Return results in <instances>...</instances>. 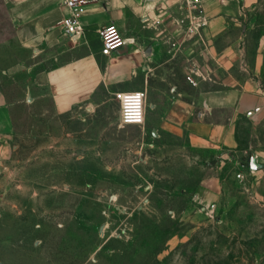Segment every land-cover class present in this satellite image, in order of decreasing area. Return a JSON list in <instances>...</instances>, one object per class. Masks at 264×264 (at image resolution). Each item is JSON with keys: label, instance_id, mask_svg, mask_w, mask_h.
<instances>
[{"label": "rangeland", "instance_id": "374dc122", "mask_svg": "<svg viewBox=\"0 0 264 264\" xmlns=\"http://www.w3.org/2000/svg\"><path fill=\"white\" fill-rule=\"evenodd\" d=\"M248 1L231 30L245 67L264 33V0ZM7 75L0 264H264V106L214 112L236 145L200 153L185 136L122 125L117 97L61 116L28 75Z\"/></svg>", "mask_w": 264, "mask_h": 264}, {"label": "crops", "instance_id": "0c3cea01", "mask_svg": "<svg viewBox=\"0 0 264 264\" xmlns=\"http://www.w3.org/2000/svg\"><path fill=\"white\" fill-rule=\"evenodd\" d=\"M0 5V74L24 72L58 115L97 97L144 91L147 130L185 136L192 149L207 153L236 145L234 123L214 119V112L250 115L264 106V33L247 67L231 33L241 0H202L199 10L184 0H87L84 33L73 40L63 35L64 0ZM196 16L205 25L199 35L188 34ZM110 23L131 41L104 56L98 30ZM69 41L82 54L69 58ZM12 105L0 84V141L13 134Z\"/></svg>", "mask_w": 264, "mask_h": 264}, {"label": "built area", "instance_id": "2783aa9c", "mask_svg": "<svg viewBox=\"0 0 264 264\" xmlns=\"http://www.w3.org/2000/svg\"><path fill=\"white\" fill-rule=\"evenodd\" d=\"M192 9L199 10L202 0H184ZM87 0H64V6L68 10L67 16L62 20L63 35L69 39H77L84 33L82 16ZM190 26L186 28L188 34L199 35L205 25V21L199 16L193 17ZM182 23V22H181ZM102 44L101 53L110 56L116 51L126 47L131 39L126 38L121 29L114 23L102 26L98 30ZM195 85L194 80H190ZM119 101V120L124 126H141L146 118V94L144 91H127L116 95Z\"/></svg>", "mask_w": 264, "mask_h": 264}]
</instances>
